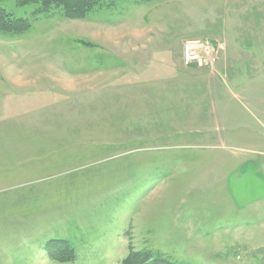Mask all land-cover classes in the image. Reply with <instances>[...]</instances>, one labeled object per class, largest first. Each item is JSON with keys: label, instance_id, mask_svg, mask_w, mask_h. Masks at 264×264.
<instances>
[{"label": "rangeland", "instance_id": "rangeland-1", "mask_svg": "<svg viewBox=\"0 0 264 264\" xmlns=\"http://www.w3.org/2000/svg\"><path fill=\"white\" fill-rule=\"evenodd\" d=\"M76 7L0 0V264H264V0Z\"/></svg>", "mask_w": 264, "mask_h": 264}, {"label": "trees", "instance_id": "trees-1", "mask_svg": "<svg viewBox=\"0 0 264 264\" xmlns=\"http://www.w3.org/2000/svg\"><path fill=\"white\" fill-rule=\"evenodd\" d=\"M92 0H18V4L22 7L28 5H36L41 4L43 7L48 8L51 4L61 3L66 4L69 12L73 15H77V7L76 4L79 2H83L88 4ZM81 11V10H80ZM24 22L19 20H12L8 17L4 10L0 9V31L5 33H12V32H20L25 31L27 26ZM23 27V28H21ZM47 251L49 252L50 256L59 261V262H66L71 261L73 259V252L71 251L69 245L63 241H55L49 243L47 246ZM125 264H173L166 260L161 259H153L148 253L142 252H132L129 257L127 258Z\"/></svg>", "mask_w": 264, "mask_h": 264}, {"label": "built area", "instance_id": "built-area-1", "mask_svg": "<svg viewBox=\"0 0 264 264\" xmlns=\"http://www.w3.org/2000/svg\"><path fill=\"white\" fill-rule=\"evenodd\" d=\"M218 60L215 48L207 42L186 41L183 44V62L187 66L206 67L214 71Z\"/></svg>", "mask_w": 264, "mask_h": 264}, {"label": "crops", "instance_id": "crops-1", "mask_svg": "<svg viewBox=\"0 0 264 264\" xmlns=\"http://www.w3.org/2000/svg\"><path fill=\"white\" fill-rule=\"evenodd\" d=\"M263 234H264V233H263ZM261 247H262L263 249H261ZM256 248H258V249L260 250L259 256H264V243H262V245H260L259 247H256Z\"/></svg>", "mask_w": 264, "mask_h": 264}]
</instances>
